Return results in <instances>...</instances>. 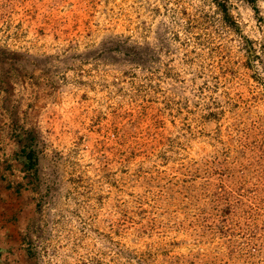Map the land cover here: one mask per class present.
<instances>
[{"label":"rangeland","instance_id":"1","mask_svg":"<svg viewBox=\"0 0 264 264\" xmlns=\"http://www.w3.org/2000/svg\"><path fill=\"white\" fill-rule=\"evenodd\" d=\"M255 3L0 0L2 264H264Z\"/></svg>","mask_w":264,"mask_h":264},{"label":"trees","instance_id":"2","mask_svg":"<svg viewBox=\"0 0 264 264\" xmlns=\"http://www.w3.org/2000/svg\"><path fill=\"white\" fill-rule=\"evenodd\" d=\"M212 1H213V4H214L217 12L220 15V19H221L222 23L229 28L236 29L237 24H236L235 20L233 19L232 15L230 14V11H229V0H212ZM240 1H243L247 4H249L252 12L255 15L258 13L256 3H255L256 0H240ZM21 149L22 150H20V152H21V156L23 158L22 168L24 170H26L27 167L29 168L30 166L31 167L33 166L34 156L31 152V150H29V149L26 150V146L22 147ZM0 264H2V263L0 262Z\"/></svg>","mask_w":264,"mask_h":264},{"label":"built area","instance_id":"3","mask_svg":"<svg viewBox=\"0 0 264 264\" xmlns=\"http://www.w3.org/2000/svg\"><path fill=\"white\" fill-rule=\"evenodd\" d=\"M0 160H1V158H0Z\"/></svg>","mask_w":264,"mask_h":264}]
</instances>
